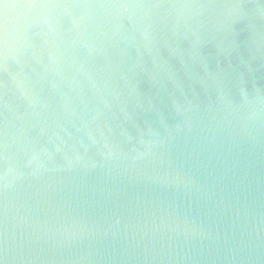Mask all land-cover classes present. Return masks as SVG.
Wrapping results in <instances>:
<instances>
[{"label": "water", "instance_id": "1", "mask_svg": "<svg viewBox=\"0 0 264 264\" xmlns=\"http://www.w3.org/2000/svg\"><path fill=\"white\" fill-rule=\"evenodd\" d=\"M0 264H264V0H0Z\"/></svg>", "mask_w": 264, "mask_h": 264}]
</instances>
